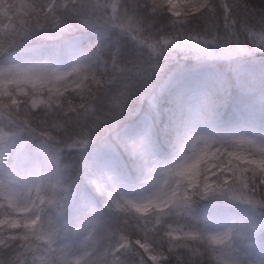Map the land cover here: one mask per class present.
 <instances>
[{
    "label": "snow or ice",
    "instance_id": "snow-or-ice-1",
    "mask_svg": "<svg viewBox=\"0 0 264 264\" xmlns=\"http://www.w3.org/2000/svg\"><path fill=\"white\" fill-rule=\"evenodd\" d=\"M0 264H264V0H0Z\"/></svg>",
    "mask_w": 264,
    "mask_h": 264
}]
</instances>
